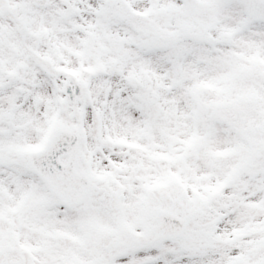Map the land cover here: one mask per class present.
I'll use <instances>...</instances> for the list:
<instances>
[{
  "label": "snow or ice",
  "instance_id": "obj_1",
  "mask_svg": "<svg viewBox=\"0 0 264 264\" xmlns=\"http://www.w3.org/2000/svg\"><path fill=\"white\" fill-rule=\"evenodd\" d=\"M0 264H264V0H0Z\"/></svg>",
  "mask_w": 264,
  "mask_h": 264
}]
</instances>
